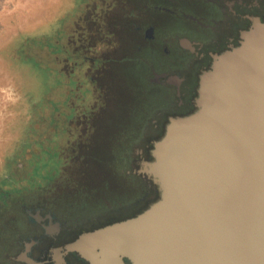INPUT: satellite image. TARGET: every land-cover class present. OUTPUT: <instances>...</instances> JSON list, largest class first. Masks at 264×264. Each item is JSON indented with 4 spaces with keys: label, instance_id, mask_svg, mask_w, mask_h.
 <instances>
[{
    "label": "flooded vegetation",
    "instance_id": "obj_1",
    "mask_svg": "<svg viewBox=\"0 0 264 264\" xmlns=\"http://www.w3.org/2000/svg\"><path fill=\"white\" fill-rule=\"evenodd\" d=\"M73 4L80 6L72 14L73 29L61 32L71 48L62 59L50 52L51 64L39 68L57 80L51 90L56 108L91 102L94 92L98 99L89 108L84 104L86 120L76 117L72 124L75 135L66 145L76 153L58 163L61 187L51 195L10 194L0 187V264H29L20 259L24 254L32 264H56L55 249L158 198L141 163L152 159L171 118L195 111L201 75L215 55L238 46L255 19L264 21V0ZM79 17L84 24L76 29ZM55 134L59 143L63 134ZM139 144L143 151L132 153ZM66 260L85 264L72 253Z\"/></svg>",
    "mask_w": 264,
    "mask_h": 264
},
{
    "label": "water",
    "instance_id": "obj_2",
    "mask_svg": "<svg viewBox=\"0 0 264 264\" xmlns=\"http://www.w3.org/2000/svg\"><path fill=\"white\" fill-rule=\"evenodd\" d=\"M195 107L141 163L157 200L55 249L56 264H264V21L215 55Z\"/></svg>",
    "mask_w": 264,
    "mask_h": 264
},
{
    "label": "rangeland",
    "instance_id": "obj_3",
    "mask_svg": "<svg viewBox=\"0 0 264 264\" xmlns=\"http://www.w3.org/2000/svg\"><path fill=\"white\" fill-rule=\"evenodd\" d=\"M72 3L76 0H0V187L10 194L51 195L61 187L58 163L72 161L75 152L66 145L70 133L75 135L72 124L76 117L86 120L84 104L89 108L98 99L94 92L91 102L56 108L51 90L57 80L39 68L51 64L50 52L62 59L73 44L61 34L62 28L73 29L72 14L80 6L71 8ZM77 24L76 29L84 24L80 17ZM56 132L63 134L59 143ZM10 178L19 181L9 184ZM143 193L139 185L138 197Z\"/></svg>",
    "mask_w": 264,
    "mask_h": 264
},
{
    "label": "trees",
    "instance_id": "obj_4",
    "mask_svg": "<svg viewBox=\"0 0 264 264\" xmlns=\"http://www.w3.org/2000/svg\"><path fill=\"white\" fill-rule=\"evenodd\" d=\"M157 200V198L154 199V201ZM153 201V202H154ZM152 202H142L140 205L142 206H138V209L136 211H125L123 210L122 211V215H120L119 217H116V218H107L105 219L101 226L97 227V228H100V227H103V226H106L108 224H111V223H114V222H118V221H122V220H125V219H128V218H131V217H134L135 215L141 213L142 211H144ZM95 230V229H94ZM84 262V261H83ZM85 263V262H84ZM86 264V263H85Z\"/></svg>",
    "mask_w": 264,
    "mask_h": 264
}]
</instances>
